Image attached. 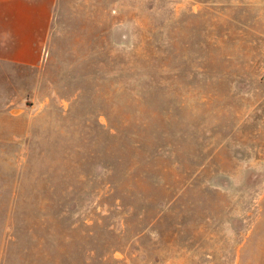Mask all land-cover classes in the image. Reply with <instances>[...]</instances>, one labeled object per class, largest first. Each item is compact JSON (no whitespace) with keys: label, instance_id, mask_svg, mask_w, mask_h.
Here are the masks:
<instances>
[{"label":"rangeland","instance_id":"1","mask_svg":"<svg viewBox=\"0 0 264 264\" xmlns=\"http://www.w3.org/2000/svg\"><path fill=\"white\" fill-rule=\"evenodd\" d=\"M0 264H264V0L0 3Z\"/></svg>","mask_w":264,"mask_h":264},{"label":"crops","instance_id":"2","mask_svg":"<svg viewBox=\"0 0 264 264\" xmlns=\"http://www.w3.org/2000/svg\"><path fill=\"white\" fill-rule=\"evenodd\" d=\"M14 1H18V0H0V3L1 4H4V3H12Z\"/></svg>","mask_w":264,"mask_h":264}]
</instances>
